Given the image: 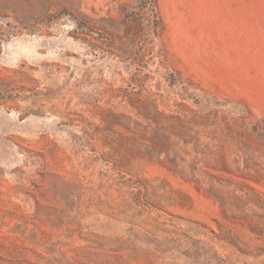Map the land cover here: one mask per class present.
<instances>
[{
    "label": "rangeland",
    "instance_id": "obj_1",
    "mask_svg": "<svg viewBox=\"0 0 264 264\" xmlns=\"http://www.w3.org/2000/svg\"><path fill=\"white\" fill-rule=\"evenodd\" d=\"M0 264H264V0H0Z\"/></svg>",
    "mask_w": 264,
    "mask_h": 264
}]
</instances>
